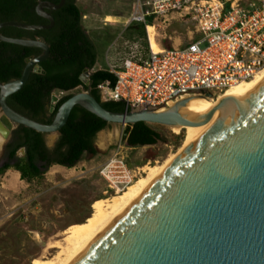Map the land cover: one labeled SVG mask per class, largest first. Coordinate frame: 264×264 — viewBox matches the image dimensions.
Returning <instances> with one entry per match:
<instances>
[{
  "label": "water",
  "instance_id": "water-1",
  "mask_svg": "<svg viewBox=\"0 0 264 264\" xmlns=\"http://www.w3.org/2000/svg\"><path fill=\"white\" fill-rule=\"evenodd\" d=\"M58 4L38 2L35 13L47 25L4 22L13 27L44 31L53 27L49 12ZM0 42L39 49L25 61L19 79L0 83V134L7 140L13 125L43 136H58L76 106L108 125L136 123L195 127L207 124L215 111L179 117L185 105L144 108L125 113L105 110L89 93L72 94L43 125L7 106V99L26 84L49 56L43 38L18 39L0 34ZM89 70L80 82L89 85ZM206 97H212L206 94ZM59 101L51 96L48 112ZM198 136L164 172L71 264H264V80L236 98L232 105ZM124 131L121 140L125 141Z\"/></svg>",
  "mask_w": 264,
  "mask_h": 264
},
{
  "label": "rangeland",
  "instance_id": "rangeland-1",
  "mask_svg": "<svg viewBox=\"0 0 264 264\" xmlns=\"http://www.w3.org/2000/svg\"><path fill=\"white\" fill-rule=\"evenodd\" d=\"M238 2L242 8L259 3L258 0ZM76 4L83 14L86 33L97 47V68L107 66L108 52L113 55L116 47L124 54L127 42L142 45L145 42L149 49L147 32L152 48L186 47L199 38L193 21L176 12L173 0H76ZM154 8L164 12L145 17L152 20L148 29L145 28L146 39L126 34L125 29L130 24H139L131 21L134 13L147 14ZM200 48L204 49L205 44ZM81 91L79 88L69 94ZM54 95L60 99L64 94ZM217 95L210 98L196 95L186 100L202 97L215 100ZM100 96L103 101L101 93ZM149 126L160 134L162 141L154 146L137 148H129L123 142L125 146L121 150L129 169L136 172V180L146 177L148 168L162 165L191 135L185 129L173 133L167 127ZM124 129L122 125L110 124L100 131L93 141L97 154L83 155L73 168L52 165L39 179L31 182L20 179L13 168L0 173V264H32L34 259H52L59 252L58 245L65 246L63 240L67 229L83 223L90 216L91 203L115 196V190L109 189L99 178L97 166L111 156ZM57 138L46 135L44 143L51 148Z\"/></svg>",
  "mask_w": 264,
  "mask_h": 264
},
{
  "label": "trees",
  "instance_id": "trees-1",
  "mask_svg": "<svg viewBox=\"0 0 264 264\" xmlns=\"http://www.w3.org/2000/svg\"><path fill=\"white\" fill-rule=\"evenodd\" d=\"M58 4L60 0H0V24L4 22H20L27 25H47L48 22L35 13L38 2ZM54 25L44 31H24L13 27L0 30V34L9 38L37 39L43 38L49 49V56L39 64L40 71L31 73L21 90L11 95L6 103L13 111L43 125H49L58 108L71 97L70 92L81 89L89 91L90 95L107 111L125 113L122 103L103 102L98 86L108 82L113 86L115 79L109 73L108 67L119 69L125 60L144 61L148 58V45L137 42H127L124 54L108 52V64L97 68L98 52L94 41L86 33L83 26V14L76 0H65L63 6L49 12ZM151 18L146 24H130L125 32L129 36L146 39L145 26L151 25ZM171 48V47H168ZM113 49V48H111ZM163 49H166L163 48ZM41 51L0 42V83L19 79L25 67V61L37 57ZM84 70H89V85H83L79 77ZM55 93L64 95L55 104L52 113L48 112L51 96ZM68 93L67 95H65ZM108 127V124L83 108L72 109L67 122L58 133V138L52 147L50 158L44 144V136L22 126L12 131L13 152L19 148L25 150L23 158L13 165L6 164L0 168V173L13 168L19 173L20 179L31 182L39 179L50 165L56 164L73 168L83 155L97 154L93 147L96 135ZM128 136L124 143L129 148L154 146L162 141L160 134L144 123H136L124 127ZM10 148V145L8 146Z\"/></svg>",
  "mask_w": 264,
  "mask_h": 264
},
{
  "label": "built area",
  "instance_id": "built-area-1",
  "mask_svg": "<svg viewBox=\"0 0 264 264\" xmlns=\"http://www.w3.org/2000/svg\"><path fill=\"white\" fill-rule=\"evenodd\" d=\"M238 1L173 0L176 12L193 21L199 38L186 47L153 49L147 32L148 58L125 60L119 69L108 67L115 82L98 86L103 102L122 103L126 111L164 109L191 96L215 97L253 78L264 65V0L249 8H242ZM154 9L134 13L131 21L145 25L146 16L164 12ZM123 142L120 139L111 156L97 166L99 178L115 192L137 177L122 156Z\"/></svg>",
  "mask_w": 264,
  "mask_h": 264
},
{
  "label": "bare ground",
  "instance_id": "bare-ground-1",
  "mask_svg": "<svg viewBox=\"0 0 264 264\" xmlns=\"http://www.w3.org/2000/svg\"><path fill=\"white\" fill-rule=\"evenodd\" d=\"M157 49V48H153ZM264 80V65L257 74L247 81H242L232 85L216 99L199 98L192 101L186 100L184 106L176 111L179 117H194L210 111H215L214 117L207 124L195 127L163 126L177 133L182 129L187 130L191 135L187 142L178 149L176 153L169 156L162 165L148 168L146 177L131 182L122 191L115 193L110 200H95L91 203V214L83 223L70 226L66 231V237L63 240L64 247L58 245V254L52 259H34L32 264H71L94 240H96L163 172L164 170L181 154L190 144L202 134L216 119L226 111L238 96L248 91L255 85ZM99 90V89H98ZM193 97V96H191ZM188 97V98H191ZM170 107L173 105H169ZM144 109V108H143ZM161 110L157 112H161ZM13 123L11 122V125ZM14 125V124H13ZM151 126L154 125L149 123ZM2 143H0L1 146ZM135 182V183H134ZM134 183V185H132ZM132 185V186H130Z\"/></svg>",
  "mask_w": 264,
  "mask_h": 264
},
{
  "label": "flooded vegetation",
  "instance_id": "flooded-vegetation-1",
  "mask_svg": "<svg viewBox=\"0 0 264 264\" xmlns=\"http://www.w3.org/2000/svg\"><path fill=\"white\" fill-rule=\"evenodd\" d=\"M12 131L9 133V136H8L7 140L4 141V143L2 145V148L0 150V168H2L3 166H5L6 164L13 165L16 160H19V159L23 158L24 155H25V150L23 148H19L17 151L13 152V159L12 160H9L8 157H9V155H11L12 150H13V145H14L13 138H12ZM1 142H2V139L0 138V143ZM9 145H10V148H8ZM45 147H46V150L48 151V153L50 154V158H52V159L55 158L54 155L52 154V147L49 148L46 145H45ZM93 147H94V145H93ZM94 149H96V148L94 147ZM18 153L21 156H19ZM53 165H56V164H53ZM50 166H52V165H50Z\"/></svg>",
  "mask_w": 264,
  "mask_h": 264
}]
</instances>
